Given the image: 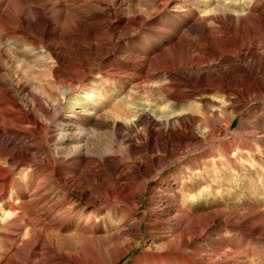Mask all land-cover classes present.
<instances>
[{
    "label": "rangeland",
    "instance_id": "374dc122",
    "mask_svg": "<svg viewBox=\"0 0 264 264\" xmlns=\"http://www.w3.org/2000/svg\"><path fill=\"white\" fill-rule=\"evenodd\" d=\"M263 11L0 0V264H264V92L233 112L198 86L207 65L210 80L225 70L207 52L237 34L240 55H264ZM128 191L132 212L116 197ZM180 236L190 245L163 258Z\"/></svg>",
    "mask_w": 264,
    "mask_h": 264
},
{
    "label": "bare ground",
    "instance_id": "6f19581e",
    "mask_svg": "<svg viewBox=\"0 0 264 264\" xmlns=\"http://www.w3.org/2000/svg\"><path fill=\"white\" fill-rule=\"evenodd\" d=\"M253 9L250 10L248 13H246L244 16H247L250 14V16H256ZM243 14H240L238 16H234L235 21L231 22L229 27L234 30L235 32L238 31V26L236 24V20ZM229 17V15H226ZM257 16H259L260 19L264 20V11L260 12ZM230 18H233L232 16ZM239 34L235 35L234 41H231L228 48L225 50L227 55H220V51L217 52L214 50H210L207 52L208 55L213 56L215 59L218 60V62L225 65V70L218 74H214L212 77L213 80H210L211 73H209V67L206 66L208 72L207 74H202L201 78L204 80L198 81V86H203L206 90V92L216 91L219 93L222 97V103L219 105V109H230L233 112H237L239 106H236V103L240 101L243 103L246 99H248L250 96H258L261 92H264V55H261L259 53H253V52H245L242 55H240L236 50H234L235 41H239ZM246 45V44H245ZM240 46L243 47V44L240 42ZM239 46V47H240ZM236 49V48H235ZM241 53V52H240ZM55 58L58 59V54L53 52ZM229 57L228 61H225L224 58ZM189 64L193 67L201 64V61H190ZM183 66V65H182ZM181 66V67H182ZM174 72V71H173ZM171 70H168V74L170 76L171 73H173ZM175 75V74H174ZM177 76V74L175 75ZM171 77V76H170ZM161 89H164V93L169 98L177 99L179 96L177 95L176 91L172 88L163 87ZM218 106V105H217ZM172 118H163L160 117L157 120H164L166 123L164 127H161V132L163 136L167 139L169 137L175 136L176 130H174L175 126H172L170 121ZM189 123L185 121L179 122V125L182 126L184 129L191 127L187 125ZM148 127V126H147ZM177 128V127H176ZM162 136V137H163ZM163 137V138H164ZM159 138V135L157 132H154L151 129H148L145 136L142 138L143 142L145 144H151L153 142H156V140ZM197 137L194 135V139ZM153 145V144H152ZM77 153V152H76ZM145 187V186H144ZM144 190V188H143ZM117 198H120L121 201L127 203L129 205L128 211L132 212L135 211V205L133 202L134 195L132 192H129L125 195L120 194L119 196H116ZM139 202H141V195H138ZM143 216L139 218L140 222L142 221ZM173 241V240H172ZM171 241V242H172ZM166 244L163 258H170L171 256H176L180 253L181 250H185L187 246L190 245V242L184 237L180 236L177 241L172 243ZM184 264H197L201 263L196 258H194L193 255L189 254L186 255Z\"/></svg>",
    "mask_w": 264,
    "mask_h": 264
}]
</instances>
